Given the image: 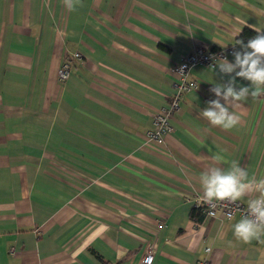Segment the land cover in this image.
I'll list each match as a JSON object with an SVG mask.
<instances>
[{
    "label": "crops",
    "instance_id": "crops-1",
    "mask_svg": "<svg viewBox=\"0 0 264 264\" xmlns=\"http://www.w3.org/2000/svg\"><path fill=\"white\" fill-rule=\"evenodd\" d=\"M242 28L264 31V0H0V264H264V240L230 230L238 216H188L214 153L264 177V96L214 127L201 111L228 77L193 66L172 130L145 136L175 93L171 67Z\"/></svg>",
    "mask_w": 264,
    "mask_h": 264
},
{
    "label": "clouds",
    "instance_id": "clouds-1",
    "mask_svg": "<svg viewBox=\"0 0 264 264\" xmlns=\"http://www.w3.org/2000/svg\"><path fill=\"white\" fill-rule=\"evenodd\" d=\"M62 2L69 12L83 6V0ZM237 44L239 49L231 53L234 62H229L227 56L213 58L215 76L221 81L227 76L228 80L227 83L213 84L210 92L215 99L209 100L201 111L210 125L226 131L240 125L241 102L264 96V31H257L256 37L246 44L243 41H237ZM238 79L247 81L248 85L238 84ZM211 160L213 164L199 177L204 203L214 206L215 202L235 203L250 197L247 213L233 223L230 230L238 241L245 244L264 240V177L250 176L247 167H242L236 160L231 161L229 167H222L227 162L219 153H214ZM220 234H225L224 225H221Z\"/></svg>",
    "mask_w": 264,
    "mask_h": 264
},
{
    "label": "built area",
    "instance_id": "built-area-1",
    "mask_svg": "<svg viewBox=\"0 0 264 264\" xmlns=\"http://www.w3.org/2000/svg\"><path fill=\"white\" fill-rule=\"evenodd\" d=\"M234 49L236 48L233 44L216 49L197 46L183 55L178 63L171 67V71L177 76V83L174 86L175 93L170 97L166 107L160 108L151 115L152 129L145 133L147 139L156 143H162L165 136L172 130L173 114L178 109L181 93L195 87L194 81L186 79V75L191 67H211L214 64L213 58L231 55ZM68 58L65 57L63 59L58 69L57 79L59 82H63L68 77L72 67L70 61L77 60L79 55L74 53ZM192 202L194 208L200 209L202 217L217 218L219 220L229 219L235 215L241 219L248 211L247 205H243L238 201L235 203L228 201L215 202L213 206L205 204L199 197H195ZM204 251H207V249ZM151 261L152 255L150 252H147L140 260V264H150ZM200 264H204V262Z\"/></svg>",
    "mask_w": 264,
    "mask_h": 264
},
{
    "label": "trees",
    "instance_id": "trees-1",
    "mask_svg": "<svg viewBox=\"0 0 264 264\" xmlns=\"http://www.w3.org/2000/svg\"><path fill=\"white\" fill-rule=\"evenodd\" d=\"M256 35H257V32H254V31H252V30H250L248 28H242L237 33V35L234 37V39H233V45L238 50L239 49V45L237 44V41H243L246 44L250 39L255 38ZM73 61L74 60H72L70 62L73 64ZM188 216L191 219L196 220V221H199L201 219V217H202V215L200 213V209L199 208H194V207L191 208Z\"/></svg>",
    "mask_w": 264,
    "mask_h": 264
}]
</instances>
